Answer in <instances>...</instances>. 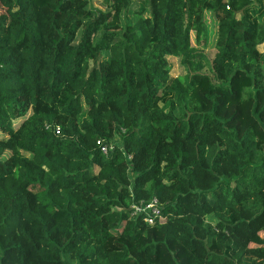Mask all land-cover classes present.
Returning <instances> with one entry per match:
<instances>
[{
  "label": "trees",
  "instance_id": "obj_1",
  "mask_svg": "<svg viewBox=\"0 0 264 264\" xmlns=\"http://www.w3.org/2000/svg\"><path fill=\"white\" fill-rule=\"evenodd\" d=\"M92 1L2 0L0 264H264V0Z\"/></svg>",
  "mask_w": 264,
  "mask_h": 264
},
{
  "label": "rangeland",
  "instance_id": "obj_2",
  "mask_svg": "<svg viewBox=\"0 0 264 264\" xmlns=\"http://www.w3.org/2000/svg\"><path fill=\"white\" fill-rule=\"evenodd\" d=\"M92 2H93L94 5L104 8V5L102 4L101 0H93ZM4 10H5V8L2 5V0H0V12L4 11ZM210 18H211L212 21H214V18L212 16ZM209 27H210V31H212V32L210 34V44H209V47L207 49L213 48L214 41H215V38H216V30H217L216 26L213 25V22H210ZM259 49L261 51H264V44L260 45ZM170 62L173 65L172 66V70H171L172 75L173 76L181 75L182 74V70L180 69L178 59L175 58V57H170ZM115 143H120L119 139H115L114 141H112L113 145Z\"/></svg>",
  "mask_w": 264,
  "mask_h": 264
},
{
  "label": "built area",
  "instance_id": "obj_3",
  "mask_svg": "<svg viewBox=\"0 0 264 264\" xmlns=\"http://www.w3.org/2000/svg\"><path fill=\"white\" fill-rule=\"evenodd\" d=\"M213 17V14L211 12H208L207 13V23L208 25L210 24V22H213V25L216 26V20L214 18V21L211 20L210 17ZM57 132H59V129L57 128ZM102 150L104 153H107L108 152V146H102ZM135 210L137 212H146V213H149L147 214V216L145 217V220L148 222V223H154V219L155 217H159L160 215V209L158 207V201L156 199H154L153 201H151L150 203H147V204H142L140 206H136L134 207Z\"/></svg>",
  "mask_w": 264,
  "mask_h": 264
}]
</instances>
